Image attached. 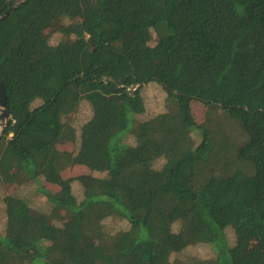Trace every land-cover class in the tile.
I'll return each instance as SVG.
<instances>
[{
    "label": "trees",
    "instance_id": "16d2710c",
    "mask_svg": "<svg viewBox=\"0 0 264 264\" xmlns=\"http://www.w3.org/2000/svg\"><path fill=\"white\" fill-rule=\"evenodd\" d=\"M0 81V264H174L197 245L264 264V0H25L0 21ZM149 82L171 109L140 120ZM194 101L248 136L220 141Z\"/></svg>",
    "mask_w": 264,
    "mask_h": 264
},
{
    "label": "rangeland",
    "instance_id": "374dc122",
    "mask_svg": "<svg viewBox=\"0 0 264 264\" xmlns=\"http://www.w3.org/2000/svg\"><path fill=\"white\" fill-rule=\"evenodd\" d=\"M62 24V20L60 18L57 20L54 27L48 31L51 34V42L56 44L62 40V33L59 30ZM156 41V37L154 36L152 40V44ZM142 95L145 99L146 110L142 115H139L137 118L140 120L148 119L158 113L167 111L171 109V104L169 103L166 92L161 85L156 82H149L147 84H143ZM192 110L196 117L197 123L199 125L207 127L212 135L217 137L220 141L225 143H236L239 144L248 136L246 132H239L235 128V124H230V126H226L224 128V124L222 123L224 120L223 110L216 107H209L208 105L198 104L197 102L192 103ZM92 116L91 108L89 103L84 101L76 113L74 118V124L77 127H80L81 124L86 122ZM1 122V119H0ZM79 129V128H78ZM259 127L256 124L251 126V130L255 132ZM1 130V126H0ZM233 133V134H232ZM129 141L133 142V138L131 137ZM83 173H92L97 176H103L105 173H93L91 171H84ZM74 193L77 195L79 199L82 198L83 194V185L77 180L73 183ZM36 185H29L24 194L28 195V198H31L33 204L38 207L46 206L48 201L44 197L41 192L36 191ZM40 191V190H39ZM2 199H0V231L5 230L6 227V219L5 213L2 210ZM105 227L108 232L115 233L121 228H126L128 226L127 221L123 220L120 217L113 216L109 217L105 220ZM234 231L231 229L229 232V236L232 238ZM250 246L257 250L259 249L255 243H251ZM214 252L206 246L197 245L189 248L188 250L181 252L179 254H175L171 256L172 262L174 264H213ZM176 260V262H175Z\"/></svg>",
    "mask_w": 264,
    "mask_h": 264
},
{
    "label": "water",
    "instance_id": "95a60500",
    "mask_svg": "<svg viewBox=\"0 0 264 264\" xmlns=\"http://www.w3.org/2000/svg\"><path fill=\"white\" fill-rule=\"evenodd\" d=\"M25 0H16V4L12 5L6 12L0 15V21L5 19L10 12H12L14 9H16L22 2ZM142 84L133 85L130 87V91L133 93L135 90H137ZM13 115H10L9 111L6 109V93L4 91V85L0 81V136L3 135V132L6 128V125L8 123L9 118H12Z\"/></svg>",
    "mask_w": 264,
    "mask_h": 264
}]
</instances>
